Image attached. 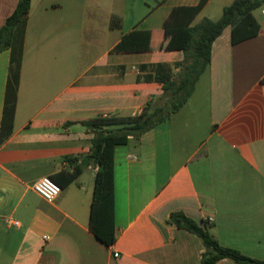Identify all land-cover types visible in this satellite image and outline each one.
Wrapping results in <instances>:
<instances>
[{
  "label": "crops",
  "instance_id": "obj_1",
  "mask_svg": "<svg viewBox=\"0 0 264 264\" xmlns=\"http://www.w3.org/2000/svg\"><path fill=\"white\" fill-rule=\"evenodd\" d=\"M112 1L32 0L13 129L4 140L11 52H0V264H201L206 248L171 222L176 212L208 225L221 246L264 262L261 9L256 37L233 44L228 27L214 42L211 66L181 110L116 148V242L108 246L91 232L99 168L83 164L94 133L79 122L136 116L162 96V84L148 79L155 71L143 67L183 61L181 50L156 46V37L164 39L174 8L201 0H164L143 18L134 0ZM18 2L0 0V29ZM233 2L207 0L194 24L219 21ZM134 30L152 31L150 48L114 52ZM44 177L62 189L53 202L33 189ZM9 217L20 226L7 225Z\"/></svg>",
  "mask_w": 264,
  "mask_h": 264
},
{
  "label": "trees",
  "instance_id": "obj_2",
  "mask_svg": "<svg viewBox=\"0 0 264 264\" xmlns=\"http://www.w3.org/2000/svg\"><path fill=\"white\" fill-rule=\"evenodd\" d=\"M32 0H19L11 16L0 29V52L10 50V75L6 93V105L1 139L11 135L13 129L20 70L23 58L24 36ZM207 0L196 6H180L173 9L163 25L164 39L156 37V46L165 45L168 50H181L184 59L173 65L144 66L155 71L149 80L162 84V96L151 99L136 116H96L79 122L94 133L90 152L83 157L84 166L99 168L91 207L90 230L98 240L110 246L116 242L114 157L118 146L131 139L139 140L181 110L192 97L201 76L210 68L212 46L228 27L232 29V42L236 44L256 37L260 23L255 12L264 7V0H234L225 7L219 21L203 19L194 24L196 16ZM115 24V21H113ZM120 26V25H119ZM153 33L150 30H134L122 39L114 52H136L150 48ZM175 70H178L175 72ZM264 84V78L262 80ZM79 171L73 176L75 178ZM170 220L178 228L197 236L206 248L201 264H217L230 259L240 264H264L247 257L236 249L223 247L216 237L200 227L194 220L180 212L172 213Z\"/></svg>",
  "mask_w": 264,
  "mask_h": 264
},
{
  "label": "built area",
  "instance_id": "obj_3",
  "mask_svg": "<svg viewBox=\"0 0 264 264\" xmlns=\"http://www.w3.org/2000/svg\"><path fill=\"white\" fill-rule=\"evenodd\" d=\"M263 25H264V8L260 10ZM34 191L44 200L53 202L62 192L61 187L50 177H44L33 184ZM7 225L20 226V222L9 217L5 219ZM45 239H48L45 237ZM118 257V254H115Z\"/></svg>",
  "mask_w": 264,
  "mask_h": 264
},
{
  "label": "rangeland",
  "instance_id": "obj_4",
  "mask_svg": "<svg viewBox=\"0 0 264 264\" xmlns=\"http://www.w3.org/2000/svg\"><path fill=\"white\" fill-rule=\"evenodd\" d=\"M110 2H113L112 0H109ZM164 0H146V2H147V8L144 10V8H143V2H144V0H134V6H139V7H137V11L135 12V16H140V18H143V16H144V12H146V11H148L149 10V6H150V8H155L156 6H158V4L160 3V2H163ZM115 4V3H114ZM255 15H256V17H258V18H260V13H259V11H256L255 12Z\"/></svg>",
  "mask_w": 264,
  "mask_h": 264
}]
</instances>
